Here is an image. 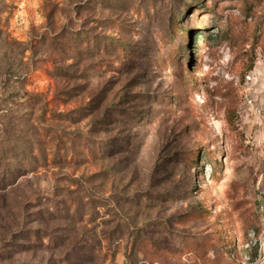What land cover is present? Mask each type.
I'll use <instances>...</instances> for the list:
<instances>
[{"label":"rangeland","instance_id":"374dc122","mask_svg":"<svg viewBox=\"0 0 264 264\" xmlns=\"http://www.w3.org/2000/svg\"><path fill=\"white\" fill-rule=\"evenodd\" d=\"M0 264H264V0H0Z\"/></svg>","mask_w":264,"mask_h":264},{"label":"trees","instance_id":"16d2710c","mask_svg":"<svg viewBox=\"0 0 264 264\" xmlns=\"http://www.w3.org/2000/svg\"><path fill=\"white\" fill-rule=\"evenodd\" d=\"M136 12H137V9H136ZM158 18V16L156 15V13L154 12V13H152V14H150V15H148L147 14V20H148V22H150V23H153V21L155 22V20ZM171 25L174 27L175 26V23H173V22H171ZM175 28V27H174ZM175 30L176 31H178V29L177 28H175ZM187 36H188V43H191V40H192V38H191V35H190V33L187 31ZM197 37H198V35L196 34L195 36H194V40L193 41H197ZM97 38V37H96ZM96 38H95V40H96ZM105 45H108V50H106V51H109V52H113V53H116V51L117 50H120L121 51V53L124 55V57L125 58H129V59H132L133 60V57L132 56H130V55H127L126 54V52H130V53H133V55L135 54V53H137V50H135V48H133V47H131V46H129L128 44H126V43H120V42H118V41H116L115 43H110V44H105ZM93 47H94V49H97L98 48V41L96 40V41H94V43H93ZM105 47V46H104ZM106 49H107V47H105ZM157 55H159V54H157ZM156 63H160L159 61H158V58H156V61H155ZM161 64V63H160ZM159 66H156V68H158ZM253 68V66H251L250 68H249V70H251ZM123 97V99L121 100V102H124V101H128V98L126 97V95H123L122 96ZM128 103V102H127ZM137 119V118H136ZM8 155H9V153H8ZM17 159H19L20 160V162H25L26 160H27V158L25 157V156H23L22 158H17ZM5 163H9L8 161H6ZM9 165H11L12 166V169H14L13 171L15 172V171H17L19 168L17 167V166H13V164L12 163H9ZM14 167V168H13Z\"/></svg>","mask_w":264,"mask_h":264},{"label":"built area","instance_id":"2783aa9c","mask_svg":"<svg viewBox=\"0 0 264 264\" xmlns=\"http://www.w3.org/2000/svg\"><path fill=\"white\" fill-rule=\"evenodd\" d=\"M251 78V77H250Z\"/></svg>","mask_w":264,"mask_h":264}]
</instances>
